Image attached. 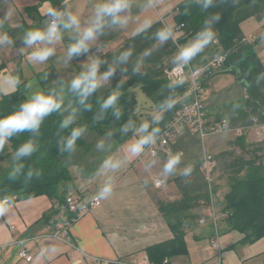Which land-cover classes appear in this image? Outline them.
<instances>
[{
    "label": "clouds",
    "instance_id": "9594fccd",
    "mask_svg": "<svg viewBox=\"0 0 264 264\" xmlns=\"http://www.w3.org/2000/svg\"><path fill=\"white\" fill-rule=\"evenodd\" d=\"M226 2L227 0H188L182 11L184 15H190L193 6H197L201 13L207 15L202 20L200 29L182 46L177 43V25L167 22L163 17L154 18L151 15V12L158 8L159 0H95L92 11L86 19H82L78 12L72 10L70 0H61L60 6H57L53 0H44L40 9L41 16L45 18L44 22L40 27L23 30L20 48H15L16 38L10 35L9 30L18 25L12 23L14 13L9 6L6 14L0 16V50L15 49L18 55L27 52L30 63L43 65L56 56L57 45L67 36V44L61 57L63 65L67 68L74 59L87 58L70 80L58 79L59 83L56 86L29 91L33 89V84L25 83L24 89L27 92L25 100L11 111L0 113V155H5V149L14 138H19L24 133L28 134L27 139L10 152L7 180L11 182L22 180L24 183H29L34 177L38 178L41 175L39 170L27 163V160L40 150L39 137L42 125L54 114L61 117L55 132V143L60 154H66L69 159L77 152V141L89 131L86 124L79 123L83 113L92 112L93 123L103 121L109 113L116 121L121 120L124 114L120 106L121 89L129 78L125 74L130 72L131 75H146L143 69L147 58L169 42L177 46L171 60L172 64L189 67L216 42L218 35L216 25L221 21L222 15L220 12L210 10ZM155 24L161 26L153 30ZM6 25L10 27L6 28ZM116 30L128 33L130 40H135L137 37L150 40L151 46L137 54L136 48L129 45L118 53H113L109 62L100 55L105 44L101 37ZM104 65L107 66L101 70ZM118 71L123 78L110 94L94 95L110 85ZM48 75L49 73H44L43 79H47ZM9 79L13 91L20 87L22 81L18 76L11 75ZM261 80H264V73L256 76L257 82ZM186 83L182 76L169 78L161 89L162 92L166 89L167 95L158 102L149 120L137 121L129 117L120 125L118 129L120 135L131 136V139L126 142L122 155H109L100 162L98 175L117 172L131 159L145 155L148 149L157 144L162 133L160 125L164 114L176 106L177 89ZM240 108V103H233V112ZM113 136L112 130L107 131L105 136L96 142V152H110L113 147ZM182 161V153H169L160 170L162 177L176 175L190 177L193 168L191 165L181 167ZM156 164V159L148 160L145 168L151 169ZM113 192L114 182L109 176L92 199L93 201L108 200ZM11 207V200L0 198V216H5Z\"/></svg>",
    "mask_w": 264,
    "mask_h": 264
},
{
    "label": "crops",
    "instance_id": "0c3cea01",
    "mask_svg": "<svg viewBox=\"0 0 264 264\" xmlns=\"http://www.w3.org/2000/svg\"><path fill=\"white\" fill-rule=\"evenodd\" d=\"M182 1L184 0H159L158 8L154 9L151 15L154 18L163 17L167 22L177 24L175 17ZM43 3L44 0H0V16L6 14L10 6L14 13L12 23L18 25L9 30L10 35L16 38L15 48L22 46L20 37L23 30L42 26L45 18L41 16L40 9ZM70 3L72 10L78 12L82 19H86L95 0H70ZM5 27L9 28L10 25ZM241 29L245 37L255 38L253 42L255 50L264 62V18L250 17L241 22ZM67 39L66 36L65 40L57 45L56 56L43 65L30 63L27 52L18 55L15 49L0 50V99L3 95L13 92V85L9 79L11 75L18 76L23 85L32 82L33 89L29 91L56 86L59 83L58 79L61 78L65 81L70 80L80 70V64L87 57L74 59L66 68L61 57ZM126 39H128L126 32L120 30L111 32L101 37L105 43L102 51L118 48ZM46 72L49 75L47 79H43ZM105 88L108 92L109 85ZM207 89L208 106L209 97L214 92L210 86ZM149 103L152 104L150 100ZM104 136L89 129L83 137L86 145L77 146V152L71 159L67 157L64 160L71 178L60 185V193L74 195L87 201L95 196L109 176L114 182L113 195L72 224L70 235L79 250L52 237L31 239L51 233L55 229V210L58 201L47 195H40L12 202L10 211L5 216H0V264H73L75 261H79L78 264H95V261L103 264L130 259L143 263L148 259L146 248L174 237L171 228V222L175 221L174 216L165 217L161 213L151 191L147 188V184L150 183L151 189L155 190L151 180L156 176L150 169L145 168V164L151 159L133 158L115 173L97 174L100 162L109 155H122L126 142L131 139L117 137L114 133L112 150L98 153L95 150L96 142ZM249 137L250 134L247 140ZM146 180L149 182L145 183ZM171 191H174L171 198L179 197L176 186L171 187ZM199 213L201 214L199 218L185 220V239L189 234L193 235L190 238L188 255L172 257L169 264H215V251L211 247V236L215 231L214 222L209 220L201 224L199 219L207 215V210L201 208ZM192 214L194 213H187L188 216ZM179 217L183 219L185 215ZM217 227L219 229L218 223ZM228 230L229 232L222 234L219 229L224 248V264H264V237L252 244L243 245L239 243L243 234L231 232L234 229L229 224ZM23 239H26L24 244L17 243ZM23 248L32 255L31 261L20 257L19 253Z\"/></svg>",
    "mask_w": 264,
    "mask_h": 264
},
{
    "label": "trees",
    "instance_id": "16d2710c",
    "mask_svg": "<svg viewBox=\"0 0 264 264\" xmlns=\"http://www.w3.org/2000/svg\"><path fill=\"white\" fill-rule=\"evenodd\" d=\"M53 2L57 6L61 5L60 0H53ZM187 3L188 0H184L179 4L178 13L175 17L177 24L185 23L186 25L185 29L189 38L184 39L185 42L191 40L200 29L202 20L207 15V13H201L197 6L190 9V15H184L182 11ZM210 11L220 12L222 15L221 21L216 25L218 35L213 44L214 47L210 51L213 54L211 57L226 54L227 60L222 70L215 71L205 78L204 85L207 87L209 79L219 73H233L237 81L245 87L248 98L238 102L241 104V108L236 112L230 108L232 114L229 116L230 123L246 125L250 124L253 118H258L264 122V80L256 81V76L264 73V62L257 54L254 43L243 42L245 36L241 29V22L250 17L264 18V0H234V2L227 0L226 3ZM160 26V24H155L153 30ZM151 43L152 41L141 37H137L135 40L126 39L118 48L102 51L100 55L110 62L113 53H118L129 45H133L139 54L144 48L151 46ZM174 54L175 45L169 42L147 58L143 69L146 75H131L130 72L125 74L129 78L121 89L120 106L124 113L121 120L116 121L109 113L103 121L93 123V113L85 112L82 114L79 123L86 124L89 129L97 131L100 135H105L107 131L112 130L117 137L126 138L122 137L118 131L120 125L129 117L140 121L136 115L138 101L135 89L140 88L157 105L167 95L166 89L161 91L167 83L163 75L166 68L174 66L171 62ZM203 54L197 57L194 62L201 64L212 59L205 58L202 60ZM106 66H102L101 70ZM122 78L118 71L110 82L109 91L103 94L98 92L94 95L107 96ZM186 86L185 84L177 89L178 103L170 112L164 114V119L160 125L162 131L182 103ZM26 95L27 92L23 84L15 91L3 95L0 99V113L11 111L25 100ZM93 102H95V98H93ZM60 119L61 117L54 114L45 121L39 137L41 148L32 158L27 160L31 167L40 171L41 175L38 178L34 177L29 183H24L22 180L11 182L6 178L10 152L14 151L24 139H27V133L22 134L19 138H14L8 148L5 149V155H0V198L17 202L47 195L60 203L64 201L66 194L60 193L59 187L63 182H68L71 176L64 163L67 155L60 154L55 143V132ZM198 142L201 144L200 140L186 131L171 145V150L173 153H182L189 145ZM261 144V142L248 143L246 137H238L231 142L230 149L213 156L217 189L221 191V189L227 188L223 205V210L229 212L227 222L232 229L243 234L239 241L243 245L252 244L264 237V158L262 156L264 147ZM82 145H86L83 138L77 141V146ZM4 160L7 161L5 165L2 164ZM201 162V159L194 162L190 177L184 178L177 175L168 181L172 182L179 191V197L175 200L159 198L155 193L157 191L151 189L150 183L147 184V188L151 191L161 213L165 217L174 216L175 219L174 222H171L174 237L146 248L145 252L151 264H164L166 259L170 260L172 257L188 255L189 253L185 239V220L199 218L201 216L199 211L201 208L206 209L209 201L206 178ZM57 212L56 209L55 213ZM189 212L194 214L188 216L187 213ZM179 215H185V217L181 219Z\"/></svg>",
    "mask_w": 264,
    "mask_h": 264
},
{
    "label": "built area",
    "instance_id": "2783aa9c",
    "mask_svg": "<svg viewBox=\"0 0 264 264\" xmlns=\"http://www.w3.org/2000/svg\"><path fill=\"white\" fill-rule=\"evenodd\" d=\"M177 25L178 41L179 45L186 43L184 39H188V33L186 32L185 23L175 24ZM255 38L244 37L243 42L253 43ZM177 46L175 45V52ZM227 60L226 54H220L206 63L197 64L194 61L189 67L177 66L165 69V75L169 78H175L182 76L187 81L186 90L182 96V103L175 111L171 121L166 125L161 133L160 139L157 144L152 146L146 151V154L139 157L140 160L154 159L158 157L161 149L171 147L177 139L183 135L186 131H189L198 140L201 141L202 162L201 166L205 174L209 201L206 205L207 215L202 216L199 219L201 224L211 220L214 222L215 231L211 236V247L215 251L216 262L215 264H224V248L221 243V233L217 227L218 216L222 214L226 219L229 216V212L226 210H220L218 203L224 200L222 192L217 189L216 174H215V161L213 156L209 154L206 148V141L219 135H231L235 138L246 137L249 134H254V137L258 141L264 140V122L258 118H253L250 124H237L230 123L229 117H218L213 115L211 110L206 104L208 89L204 85V80L207 76L211 75L215 71H220L224 68V64ZM155 153V156H153ZM152 184L160 188L163 185V180L158 177L152 178ZM102 201L87 200L83 201L74 195H66L64 201L58 202L55 220V229L51 233L42 234L37 237H52L61 240L76 249L79 248L74 244L70 235V228L72 224L78 220L83 214L90 211L92 208L100 205ZM26 239L20 240L17 243L24 244ZM20 257L25 258L27 261L32 260V255L28 253L26 248L20 251ZM148 258V257H147ZM96 260V259H94ZM79 261L73 262L78 264ZM115 264H151L149 260L145 259L140 263L135 259L119 260L113 262ZM169 260L166 259L164 264H168ZM95 264H100L95 261Z\"/></svg>",
    "mask_w": 264,
    "mask_h": 264
},
{
    "label": "rangeland",
    "instance_id": "374dc122",
    "mask_svg": "<svg viewBox=\"0 0 264 264\" xmlns=\"http://www.w3.org/2000/svg\"><path fill=\"white\" fill-rule=\"evenodd\" d=\"M214 45H211L206 52L203 54L202 60L205 58H212L211 56L213 55L210 51L213 49ZM201 60V59H200ZM210 60V59H209ZM167 63V62H166ZM163 78L166 80V82L169 80V77H167L165 74L163 75ZM210 86L212 91V95L209 97V103L208 106L210 107L209 109H215L216 111H212L213 115L215 116H220V117H229L231 114L230 108H232L233 103L241 102L248 98L246 95V90L243 84L239 83L236 80V77L233 73L231 72H225V73H219L215 76H213L211 79H209L207 83V87ZM107 87V86H106ZM106 88L101 90L100 94L105 93ZM135 94H136V99L138 101V105L136 106V115L138 119L144 120L147 118H151L150 116L152 115V110L155 109L156 104L155 102L150 98H146V94L139 90L138 88L135 89ZM208 96V93H207ZM149 100L152 102L149 103ZM180 100V99H179ZM145 102H148L145 103ZM148 116V117H147ZM131 137V136H129ZM236 138L231 136V135H219L215 137H211L206 141V148L212 156H216L219 152H222L224 150L230 149L231 147V142L235 140ZM254 136L251 133L249 140H247L248 143H254V142H261L264 147V141H258V140H253ZM201 144L195 143L192 145H189V147L182 152L183 154V161L181 167L184 165H193L194 162L197 160H202V152H201ZM169 153H173L171 150V147H167L164 149H161L159 151L158 157L154 158L157 160V164L150 169L152 174H154L156 177L161 178L163 180V185L160 188H157L153 185V188L155 189L154 191L157 194V196L164 200H175L177 199L176 196L174 198H171V195L174 194V191H171V187H174L175 185L172 182H168L169 180H172L175 178V176L168 177V178H163L161 175V168L163 165V162L165 161L167 155ZM175 153V152H174ZM181 153V152H180ZM264 158V151L262 154ZM2 164H7V161H2ZM177 176V175H176ZM152 181V180H151ZM178 190V189H177ZM60 191V187H59ZM62 191V190H61ZM222 191V196L225 198V193L226 190L221 189ZM179 196V191L177 193V197ZM225 200H221L218 203L219 209L221 208L223 210V205H224ZM223 203V205H222ZM228 222L227 219L222 215L219 214L218 216V226L223 234V232H229L228 230ZM224 228V230H223ZM234 234H239L238 231L233 230L231 231ZM192 234H189L188 237H186V244L189 247L190 245V238L192 237ZM221 243H223L221 241ZM223 246V244H222ZM189 250V249H188Z\"/></svg>",
    "mask_w": 264,
    "mask_h": 264
},
{
    "label": "water",
    "instance_id": "95a60500",
    "mask_svg": "<svg viewBox=\"0 0 264 264\" xmlns=\"http://www.w3.org/2000/svg\"><path fill=\"white\" fill-rule=\"evenodd\" d=\"M227 71V70H226ZM238 78V77H237Z\"/></svg>",
    "mask_w": 264,
    "mask_h": 264
}]
</instances>
